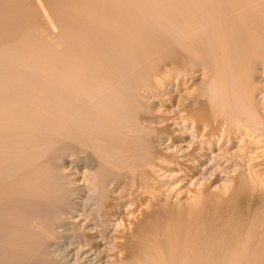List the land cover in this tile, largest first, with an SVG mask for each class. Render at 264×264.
<instances>
[{"label": "bare ground", "instance_id": "6f19581e", "mask_svg": "<svg viewBox=\"0 0 264 264\" xmlns=\"http://www.w3.org/2000/svg\"><path fill=\"white\" fill-rule=\"evenodd\" d=\"M131 1L134 0H0V44L14 39L15 45L16 38L21 36L26 27L35 24L45 26L47 14L42 6L45 4L44 7L48 6L50 9L48 13L55 15L53 20L51 17L46 23L52 30L53 49L57 51L62 48V55L64 53L63 56L66 57L63 67L68 68L64 73L52 70L55 76L62 74L63 79L58 75L59 81L62 80L64 83L67 81L63 86L62 81L53 84L56 91H66L64 94L66 101L63 102L61 99L62 102H56L58 100L56 98V103L50 106L56 111L64 110L65 114L62 113L60 119H54L53 116L52 119H24L20 121L24 133L17 129L20 135L24 134L23 138H19L20 135L15 132V136L13 133L10 135L14 137L7 135L5 138L7 143L12 144L10 149L14 148V153L16 147L24 142L25 146L23 144L19 146L20 148L22 146L28 148V145L32 147L34 143L40 144V147L33 145L31 151L26 153L28 157H22L23 160L13 159V152L9 149L11 152L6 153L5 158L0 161V240H4L0 242L2 243L0 264H60L57 262L60 260L50 254L51 245L47 241L49 239L46 240L45 237L53 235L56 226L65 223L63 216L71 207L73 208L72 193L66 192L61 178L52 170L54 167L52 160L48 168H38L32 171L33 173L28 170L30 168L28 165L30 166L32 161L39 160V155L45 153V150L49 154V150L63 148L64 153L68 152L74 158L70 161L75 169L94 171V175L100 169L98 168L100 164L106 165L113 159L117 163L119 161L126 164L140 161L144 142L140 138L141 127L135 122L138 117L135 100L140 98L137 91L143 95L153 94L156 81L162 78L172 80L173 83L175 81V84L183 83L182 86H191L192 83L188 82L201 76L207 80H204V86L199 87L197 93H192L189 99H187L189 96H186V102L182 100L184 103L180 105L173 120L177 121L178 125L192 123V143L188 145V150L179 151L175 159L165 157L164 154L159 155L161 157L154 159L156 162L151 164L152 168L149 165L145 167L150 168L149 173L145 172L144 168L141 170L144 174L137 170L136 173L132 172L134 179L131 182L132 184L134 182L136 188L133 187L137 190V195L144 199L142 202H147L148 205L142 209L144 218L141 217L142 220L140 219L138 223L135 220V230H132L134 232L127 230L128 232H125L127 238L122 232L125 236L123 235L124 239L121 240L124 241L123 244L119 241L121 248L118 249L125 252L124 259L131 264H264V197L262 198L264 192L258 193L254 205L247 206L239 199L240 194L245 193L243 188H241L243 194L240 193L238 196L239 189L236 188V192L228 196V199H224L218 196L217 191L218 195L212 194L215 190H211L212 186L200 183L207 178L210 169L205 165L210 161L212 167L222 166V157L227 158L223 152L237 143L236 139L243 137L249 139L250 143H247L246 147H251L253 143L260 147L259 141L264 139L262 113L264 106L262 107L259 100V97L264 95V0H234L233 6L225 5L220 11L218 9L217 15L209 14L211 16L193 13L197 7L192 2L186 3L189 0L183 2L167 0L168 7L174 9L172 12L175 10L190 12L175 15V12L171 13V9L165 13L163 11L159 14L167 17V20L164 18L166 21L161 24L162 18H159L160 21L155 13V16L150 14V7L146 4L148 1L145 3L142 0L140 4H138L140 0L138 2L135 0L136 3ZM162 1L165 0L158 1L160 5L165 3ZM38 10L42 11L43 19L46 18L42 20L43 24L38 21L40 19L37 18L40 15L37 14ZM60 16L65 17L63 29L60 27L63 24L62 19L60 26L57 22ZM207 27L212 30L207 31ZM58 28L64 30L60 31L62 36L55 33L56 30L59 31ZM38 32L37 34L40 33ZM47 32L41 34L47 35ZM47 39L45 38L46 41ZM158 58L165 60L161 71H155ZM18 79L16 77L14 81ZM55 79L58 81L57 77ZM59 93V96H62L61 92ZM16 95L21 98L24 96L13 93L6 100H12ZM155 122L154 124L157 123ZM163 124L157 123L158 130L168 126V123ZM12 139L16 141L14 142L16 145ZM155 145L157 146L156 143ZM261 145L264 146L262 143ZM35 148L45 150L35 151ZM215 150L220 154L217 153V157L221 156V152L224 156L212 157ZM36 152L40 153H37L38 157L36 154L33 158L29 157V153ZM142 159L145 158L142 156ZM166 164L172 167L163 166ZM151 169L157 174L163 170L178 171V181L200 183V190L197 188V191L192 193L194 203L188 204L187 201L185 203L187 205H184V202L174 201V197L167 196L169 193L166 195L167 191L163 193L164 184L157 186L149 183L156 178L155 173L152 172L154 176L150 175ZM248 173L246 175H249ZM111 177L112 175H109L104 181L105 186L108 182L109 186L114 183L111 182ZM122 177L125 179L126 176ZM85 178L89 180V177ZM95 180L94 176L93 181ZM215 180L216 178L214 180L212 178L207 181ZM239 180L237 182L234 180L238 187L244 179L240 182ZM133 187L131 188L134 190ZM92 195L96 196L98 193ZM96 197H91V200L98 201L96 206L100 207L101 199ZM209 204L210 206L213 204V208L207 209ZM55 234L53 239L57 236V233ZM79 240L75 236V242ZM60 262L67 264V261Z\"/></svg>", "mask_w": 264, "mask_h": 264}, {"label": "rangeland", "instance_id": "374dc122", "mask_svg": "<svg viewBox=\"0 0 264 264\" xmlns=\"http://www.w3.org/2000/svg\"><path fill=\"white\" fill-rule=\"evenodd\" d=\"M138 1L139 0H136V2H138ZM158 1L161 2V0H151V1L150 0H146V1L144 0L143 2H145V3L147 2L146 4H148V7H150L149 9H150L151 15H154V13H155L156 16L158 17L157 19L162 18L161 19L162 21L159 19L161 22L158 21V23L160 22V24H161L167 20V17H162V16H160L159 13H162L163 11H164L163 13L168 12V11H170L171 8L168 7L169 2L166 3L167 0L162 1V2L166 3L165 6H164L165 3H162V5H160V3ZM171 1H175V0H171ZM176 1L177 2L178 1L183 2L185 0H176ZM233 1L234 0H232V1L231 0H189L186 3L192 2L195 4V6L197 8H196L195 12L193 11V13H195L197 15H198V13L200 15H207V14L208 15L209 14L217 15V13L220 11V8H222V7L224 8L225 5H226V7H230V5L233 6L232 5ZM131 2L136 3L135 0L131 1ZM140 3H142V0H140L138 2V4H140ZM44 5L42 4L43 10L47 14V20L45 17H44L45 19H43V16L41 13L42 11L40 12L39 10H38V12H40V13L37 12V14L38 15L40 14L42 17L39 15V16H37V18L40 17V19L38 21L41 23L44 20H46L45 26L42 25L43 26L42 27V26H38L39 24L38 25L35 24V25H31L28 28L26 27V30H24L23 33L21 34L22 37L18 36L16 38L15 45H14V39L10 41L11 43L6 41L7 43L5 42L4 44H0V48H1L0 49V75L2 76V78L0 76V81H2V83L0 82V84H1L0 85L1 86L0 87V121L3 123V124L0 123V157H1L0 161H2L5 158L4 155L6 153L11 152L10 150H12V152H13V150H14V148L10 149V147H12V144H10L9 142L7 143V140H5L6 136L8 135V137H14L15 134H19L18 131L24 133L21 130L22 124H20V121H22L24 119H52L53 117H54V119H60L63 116V114H65L64 110L59 109L58 111H56V109H54L52 106H50L56 101V98L58 99L56 102L66 101L65 100L66 95H64L66 91L64 92V91L57 90L58 94L56 95L57 91L54 89V85H53L55 83H60V81H62V80L59 81V78L62 77V74L61 75H59L60 73L58 74L60 77H58V75L55 76V74L52 73V70L54 69V70H58L61 73H64L65 71L67 72L68 68H67V66H65V68H67V69H64V67H63L65 65V62H66V61H64L66 59V57L63 56L64 53L62 55V52H63V51H61L62 48H61V50L59 49L57 51L55 49H53V42H52L53 38H51V36H52L51 31L52 30L50 27L46 26L47 25L46 23H48L49 20H51V17L53 20V16H55V15H52V13L51 14L48 13V11L50 12V9L47 6L48 10L46 11L47 8H46V6L44 7ZM218 9H219V11H218ZM172 10H174V9H171V13L175 12V15H178L180 13L183 14L186 12H190V11H186V10L185 11L184 10H175L172 12ZM49 14H50V16H48ZM211 15H209V16H211ZM164 18H166V20ZM60 19H62L61 21L63 22V24L61 23ZM63 19H65V17L60 16L58 21H57L59 26H60V24H62V26H60L61 29H63V25L65 27V24H64L65 20H63ZM45 27H48L47 29H49V30H47ZM43 28H45V30ZM207 28H208L207 31L212 30L209 27H207ZM41 30H43V31H41ZM58 30L59 31H57V30L55 31V33L58 35H59L60 31L61 32L64 31V30L63 31L60 30V28H58ZM37 31H39V32L41 31V32L40 33L38 32L39 34H37ZM49 31H50V33H49ZM42 32H45V33L47 32V35L45 33H44L45 35L41 34ZM60 35L62 36V33H60ZM44 36H45V38H48L47 41L45 40ZM39 37L41 39H39ZM17 39L20 41H18ZM41 41H43V42H41ZM45 41H46V43H45ZM13 46H14V48H13ZM28 49H30V50H28ZM59 51H61V52H59ZM55 62L57 63V65ZM164 63H165V60L158 58V61L156 63L157 65L155 66V71L156 70H158V71L163 70ZM54 65L57 66L58 68L56 69ZM3 77H5V78H3ZM16 77L19 79L15 80L16 81L15 82L14 78H16ZM53 77H54V79H53ZM56 77L58 78V81H56V79H55ZM12 78H13V80H12ZM60 79H63V77ZM162 79L161 80L159 79V81H156L155 88L152 91L153 94L143 95V93H139L137 91L138 97H140V98H138L137 101L135 100L136 104L134 103L136 105V111H137V115H138L135 122H136V125L138 124V127L139 126L141 127L140 128L141 132L139 131V133L141 136L140 138L143 140L142 142H144V143H142V145L143 144L144 145L142 146L141 155L145 159H142V156H141L140 161L136 160L137 163L134 161L131 163L129 162L130 164H133V165H130L129 163H127V164L122 163L119 161H118V163L120 165H118V163L113 159L112 161H108V163H106V165L100 164L98 166V168H100V169L98 170V168H97L98 171L94 175V171L91 172L88 170L84 171V169H75L72 166L71 161H70L71 159L73 160L74 158L71 157V155H69L68 152L64 153L65 151L63 150V148H62V150L56 149V150H59V152H57L55 149H52V151L49 150V154H47L46 152H48V151L45 150V148L42 149L43 147L41 145L42 148H38L39 150H37V148H35V151L36 150L40 151L42 149V150H45V153H43V152H42L43 154L42 153L40 154L39 152H36L34 154L29 153L30 154L29 157L31 156L33 158V156L35 154H36L35 156L38 157L37 153L40 154L39 155L40 157H39V160L35 159V161H32L31 162L32 165L31 164H30V166L28 165V168L30 167L28 170H30L31 172L32 171L34 172L35 170H38V168H40V169H43L46 167L48 168V166L50 165L49 163L52 160V162H53V163L51 162L52 167L54 165V167H53L54 169L52 168V170H55L57 175L61 178L62 185H64L66 192L72 193V197H73L72 202H74L72 204L73 208L71 207L70 210H68L69 212L68 211L66 212V214H65L66 216L65 215L63 216L62 219H65V221H64L65 223L62 224V226L60 224L56 226V228H55V233H57L56 238L53 239V237H55V235H56L55 233L53 235H50V237H47V236L45 237L46 240L49 239L47 241L49 242V245H51V248H50L51 253L50 254H52V256H54V257H57L56 259H59L60 261H62L64 263L67 261L66 262L67 264H117V263L118 264H124V263L125 264H131L125 260L126 256L124 257V255H123V254H125V252L121 249H118V248H121V245L119 246V243H120L119 241H121V243H122L124 241L123 240L124 236L127 235L126 233L128 231L131 232L132 230H135V222L136 221H137V223L140 222L141 217L144 215L142 212V209L148 205L147 202H142V200L144 201V199H141L139 197V195H137L138 193H137V190L135 189L136 187L134 185V182H133V184L131 182V181H133L132 179H134L133 178L134 175L132 174V172L136 173V170H137L140 173L141 170H143V168H144V171L147 172L148 169H150V168L145 169V167H148V165H149V167H151V164L153 162H156V161H154V159L161 157L159 155L164 154L165 157H170L172 159H175L174 157H176L175 155L179 151L188 150V147L192 143V137H193L191 135L192 127H193L192 123H186V124L179 123V125H178L177 124L178 122L173 121V120H174V117H176V115L178 113L180 105H182L184 102H186V100L189 99L193 95L192 93H197V91L199 90V87H201V86L203 87L204 86L203 84H205L204 80H206L205 78H203V76H201V77L194 78L193 81L188 82L189 84L192 83L191 86H189V85H186V86L183 85L182 86L183 83L175 84V81L173 83L172 80H168L167 78H162ZM261 79L263 80V78H261ZM261 79H259V80L262 81ZM12 81H14V82H12ZM54 81H56V82H54ZM65 81H66V79H65ZM13 83H15L16 86ZM17 83L20 84L19 87H18ZM38 83H39V85H38ZM63 83L64 82L62 81L61 82L62 86L65 84V83L64 84ZM11 84H13V85L11 86ZM3 85H5V86H3ZM35 87H37V88H35ZM59 92H61L62 96L61 95L59 96V94H60ZM13 93L19 94V95H24V96L27 95V96L26 97L22 96V98H21V97L16 95L14 99L6 100L7 97L11 96V94L13 95ZM55 95H56V97H55ZM143 96H146V97L144 98ZM186 96L187 97L189 96V97L187 98ZM17 98H19V99H17ZM61 99H62V101H61ZM3 100L4 101L6 100L5 102H7V103L9 102V103L7 104ZM182 100H185V101L182 102ZM259 100H260V104L263 107L264 106V95L260 96ZM1 102H3V103H1ZM10 102H12L11 106H10ZM144 102H146V103H144ZM6 109H8L10 111H8V110L6 111ZM262 113H264V108L262 109ZM153 115H155L156 117ZM8 117H10V118H8ZM153 120H155V121L157 120L156 121L157 123L162 122V123H164L163 125L168 123L167 124L168 126H166V128L164 127V128H161L158 130V125ZM154 122L156 124H154ZM175 122H176V124H175ZM170 123H172V124L169 125ZM7 126H9V127L7 128ZM155 128H157V129H155ZM17 129H18V131H17ZM144 129H145V132H143ZM3 130H4V132H3ZM155 130L160 132V134ZM14 132H15V134H14ZM11 133H13L14 136H10V135H12ZM22 133H21L22 136L19 134L20 135L19 138H23L24 134H22ZM16 137H18V136H16ZM242 139L244 141H242ZM12 142L14 143L16 141L12 139ZM235 142H237V143H235L231 147L229 146L227 148V150H225L223 152V154L226 155V157H227V158L222 157L221 163H223L224 165L222 164V166H219V167L218 166L212 167V166H210V161L207 163V165H205V167H209L210 169H209V172L207 174V178L204 179V181L201 180L200 183L203 185L205 184V186H212L211 190L212 191L214 189L215 190L213 191V193L212 192L211 193L216 194V195L219 194L218 196H220L221 198H224V199H228V196H230L234 192H236V188L239 189V190H237V195L240 193L243 194L245 191V193L247 195L245 193H244V195L240 194L241 197L239 199H241L242 202H245L247 204V206L250 204L254 205L256 203L255 199H257V197H258V193L264 192V185H261L262 183L264 184V176H263L264 175V146L261 145V143L264 144V139H263V141L262 140L259 141L260 147L258 144L255 143L257 145V147H259V148H257L256 145H254V143H253L254 146L251 144V147H249V146L246 147L250 143V140L247 139L246 137H243L241 139L240 138L236 139ZM155 143L157 144V146L155 145ZM14 144L16 145V143H14ZM23 144H21V145H23ZM25 144L23 146H25ZM35 144L36 143H34L33 145H35ZM21 145H19V146H21ZM33 145H32V147H34ZM19 146L16 147L18 152L15 149V153L14 152L12 153V155H14L13 159L15 158L18 160V158H20L23 160L22 157H25L26 153L28 154V151L32 147H31V145H28V148H29L28 149L27 147L22 148L23 147L22 146L20 148ZM35 147H40V144L38 145V143H37L35 145ZM26 149H27V151H26ZM33 150H34V148H33ZM54 152H56V153H54ZM154 152L157 154L159 153L158 156H157V154L155 155ZM250 152H252V153H250ZM32 153H33V151H32ZM144 153L146 155H144ZM217 153L219 154V151L215 150V152L213 153L214 155L212 154V157L213 156L217 157L216 156ZM223 154L221 152V156H224ZM153 155H155V157ZM219 155L217 158L221 157ZM15 156H17V157H15ZM41 156H42V158H41ZM53 156H54V158H53ZM243 156H244V158H243ZM26 157H28V156H26ZM245 157H246V159H245ZM223 158H224V160H223ZM248 159H250L251 162ZM242 160H243V162H242ZM33 162H35V163H33ZM161 162H160V164H161ZM19 164H17V165H19ZM107 164H109L108 167H107ZM121 164H122V166H121ZM163 164H165V163H163ZM247 164H249V165H247ZM250 164H251V166H250ZM134 165L136 167L138 165H140L139 166L140 168L137 167L138 168L137 169V168H135ZM103 166L105 169L102 168ZM119 166L122 170L120 168H118ZM128 166H129V168H131V170L128 168ZM163 166H166L168 168L172 167L168 164L163 165ZM117 169L118 170L120 169L122 172L120 170L117 171ZM139 169H140V171H139ZM79 170H81V171H79ZM86 171L91 172L90 174L88 173L90 176L87 174ZM172 171L173 170H171V171L163 170L157 174L154 172V169H153V171L151 169L150 175L151 176L155 175L156 178L154 177V179H152V177H151L152 180L149 178L151 180L149 183L156 184L157 186L158 185L163 186V184H164V187H162V189H165L163 193L165 194L167 191L166 195L169 193V195H167V196H172L171 198L174 197L173 198L174 201L177 200L181 203L184 202V205H187V204H185V203H187V201H188V204H193L194 200L192 199L193 198L192 193H194V191H197V188L200 190L201 184L200 183L196 184V181H191V182L178 181V179H179L178 171H173V172ZM116 172H117V174H116ZM124 172L126 175L124 174ZM152 172L155 174L152 175ZM112 173H114V175ZM119 173H123L124 175L119 174ZM141 173L144 174L143 171ZM147 173H149V171ZM247 173L251 176L246 175ZM130 174H132L133 176L130 177ZM212 174H215L216 176L212 175ZM256 174H258V176ZM109 175H112L111 182H114V183L110 184V186H109L108 184L110 182H108L107 185L105 186L104 181L108 178ZM121 175L124 177L126 176L125 179ZM86 176H87V179L89 177L90 181L86 180V178H85ZM94 176L96 178V180H95L96 182L93 181ZM208 176H209V178H208ZM121 177L123 178V180ZM129 177L131 180L129 179ZM260 177H261V180H260ZM198 178H199V176H198ZM212 178H213V180L216 178V180L210 181V182L207 181L210 179L212 180ZM245 178H246V180H245ZM124 180H125V182H124ZM158 180H160V181H158ZM234 180L236 182L238 180H239V182L243 180L244 182L243 181L240 182L239 183L240 185L238 187L237 183H235ZM93 182H95L96 184ZM100 182H101V184H100ZM129 182H131V183H129ZM152 182H154V183H152ZM192 183H194V184H192ZM199 185H200V187H199ZM101 186H103V188H101ZM253 186H255V187L252 188ZM131 187H133L134 190ZM98 188H99V190H98ZM241 188H243L244 191ZM94 191H96L98 193V195H96L97 197L93 196V195L91 196V194L96 193ZM216 191L218 194L216 193ZM239 191H241V192H239ZM250 194H251V196H250ZM255 194H257V196ZM136 195L138 196V198ZM134 196H136V197H134ZM225 196L227 198H225ZM245 196H248V197H245ZM91 197H96V198L100 197L101 202H102L100 207L96 206L98 201L93 202L91 200ZM253 197H255V198L253 199ZM263 197L264 196H262V198ZM245 198L247 199L246 200L247 202L245 201ZM250 199H253V200H250ZM249 200H250V203H249ZM86 201L88 203H86ZM89 201H90V203H89ZM179 202H176V203H179ZM134 203H135V205H134ZM211 206L209 204L208 205L209 208H207V209L213 208V204H211ZM225 214L226 213H223V215H225ZM136 215H138V217ZM97 216H98V218H97ZM101 217H102V219L103 218L104 219L103 220L100 219ZM142 218H144V217H142ZM213 218L216 219V217H213ZM213 218H211V219H213ZM234 219L236 221H238V219H236V218H234ZM97 220H99V222H97ZM132 221H134V222H132ZM213 221L215 222V220H213ZM73 222H74V224H73ZM122 222L124 225L122 224ZM99 223L101 226L99 225ZM94 224H96V225H94ZM128 224H129V226H128ZM106 225H107V227H106ZM100 228H102V229L100 230ZM126 228H128V229H126ZM85 231H86V233H85ZM122 232L123 233L126 232L125 235L122 234ZM132 232H134V231H132ZM103 235L105 237H107L106 238L107 240L104 238ZM121 235H122V237H121ZM129 235H130V233H129ZM75 236L78 239H80L78 242H75ZM51 237L53 240L52 239L50 240ZM125 237L127 238L128 235ZM117 238H118V240H117ZM121 238H123V239L121 240ZM57 240H58V242H57ZM0 242H4V240H0ZM1 244L2 243H0V246H1ZM115 246H116V248H115ZM99 253L102 255H100ZM97 254L100 255V258H101V259L99 258L100 261H98L99 255H97ZM77 255H79V256H77ZM95 257L97 260H95ZM124 260H125V262H124ZM60 261H57V262L62 264ZM112 261H113V263H112ZM82 262H84V263H82ZM115 262H117V263H115Z\"/></svg>", "mask_w": 264, "mask_h": 264}]
</instances>
